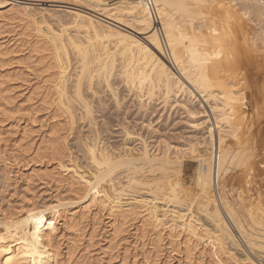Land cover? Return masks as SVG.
Here are the masks:
<instances>
[{
	"label": "bare ground",
	"instance_id": "obj_1",
	"mask_svg": "<svg viewBox=\"0 0 264 264\" xmlns=\"http://www.w3.org/2000/svg\"><path fill=\"white\" fill-rule=\"evenodd\" d=\"M101 2L108 3L105 0ZM155 4L157 17L161 19L164 38L160 36L159 27L156 26L154 17L144 0H125L122 5H119L118 12L127 11L135 23L138 22V25L143 27H141L143 33L150 28L149 31H151L145 41L132 34L133 32L130 33L131 31H115L103 25L100 20L79 13L75 16L76 28L84 24L86 28L81 31L83 33H78L80 28L76 31L78 34L74 33V35L66 34L67 28L61 29L58 33L50 32L52 33L49 37L50 41L52 40L57 50L56 53L54 50L57 54L54 58L57 60L54 59L53 63L55 66L57 62L61 75V80L57 83L59 99L69 108L75 105L74 102L80 104L82 113L91 116L94 111L92 112L91 101L86 95L88 92H91V99L100 98L99 95L106 92H111L112 96H119L117 90L114 91L116 85L111 79L113 71L117 72L118 82L120 81L121 85L124 84L128 91L141 102L158 99L162 101L196 99L200 100L202 105L205 102L207 107L204 106V111L209 112L208 109L211 111L214 123L209 121L205 124L207 139L204 137L205 141L197 143L205 145L206 148L204 150L201 148L197 154H195L196 146L189 148H193L191 152L194 151L197 162L196 192L191 197L184 193V186L182 188L184 190L180 191L181 188L175 184L177 180L175 183L169 182L170 176L166 173L180 171L181 161L176 159L180 163L178 168L176 167L177 171L172 167L171 162L175 159L170 160L172 157L169 159L170 156L167 157L165 153V156L161 155V157L151 156L148 154L147 145L139 154L140 156L138 152L137 157L133 155L136 157L134 159L128 158L125 154L115 153L114 146L107 141L110 139L103 137L102 131L105 132V130H100V124L98 129H95L97 131L95 136L94 134L90 138L88 135H86L88 138L85 136L89 139L85 149L90 164L89 171L80 175L82 187L85 192L92 193L94 197L99 194L104 203L108 202L111 205L110 209L123 206L121 203L124 199L131 200L133 197H139V204L145 208L154 228L163 226L164 218H169L168 228L173 232L178 226L177 221L182 220L181 225L187 235L195 237L200 242L206 239V244L211 246V256L215 257L213 259L216 260V264H264V161L258 158V151L251 146L257 139V134L263 131L264 126L260 124L264 119L259 120L261 117L257 116L255 121L259 122L258 125L257 121L247 122L248 113L244 109L245 103H242L243 97H239L238 93V96L236 95L238 87L234 89L235 91L233 90L235 86H239L238 89H240V73L237 71L231 76L223 73L225 67L240 70L247 66L264 72V0H155ZM177 12L180 13L179 17L182 15L181 20L176 16ZM35 23L39 24L37 21ZM48 27L47 29L51 31V27ZM68 45L74 48L75 55L78 57V62L73 57L78 64L72 75L74 78L72 80L70 78L71 85L68 75H65L72 60L68 59L70 60L68 63L66 58L69 51ZM180 75L190 86L186 85ZM2 84L0 80V85ZM2 92L3 88H0V116L4 115L3 118L7 116L11 119V116L21 107L16 100H8V96L3 95ZM111 93L110 98H112ZM262 95L264 91L259 96ZM209 100H213V103L210 104ZM215 100L217 103L221 101L222 106L219 107L220 102L217 105ZM188 105L189 107L185 108H188L186 112L194 114L192 109L194 110L196 105L194 106L193 103L191 106ZM139 106L141 108V105ZM68 113L72 118L73 112L68 111ZM251 114L254 116L252 112ZM207 116L210 119V113H207ZM248 118L250 120L251 115ZM122 119L125 123L124 118ZM124 123L121 122V124ZM128 134L130 135V131ZM226 136L231 137V143L227 142ZM42 150V153L37 151V158L46 166L49 163L47 142ZM56 155H60L58 158L61 163L67 157L69 164L63 165L64 167L77 170L72 152L59 149ZM232 163H236L241 172L232 175L231 171V176H226L228 177L226 180L227 178L224 179L223 175L229 172ZM123 166L127 167L126 170L118 175V168ZM155 169L161 171L162 177L168 183L164 179L158 180L159 176L148 178L149 172ZM216 180L219 198L214 192ZM227 183H230L229 186L235 185V188L231 189L232 201L227 196L228 192H225ZM147 191L153 196L149 199L150 201L143 197ZM141 193L143 196L139 195ZM158 199L166 204L175 203V207L180 209L178 211L176 208L160 209L156 204ZM74 203L70 202L71 205ZM27 206L23 217L15 218L9 215L0 220V264H60L62 261L59 262L58 259L59 251L44 230L51 224L52 215L56 213L60 204L49 207H30L29 203ZM188 207L195 209V213L192 211L188 214L186 211ZM160 211L163 212V218H160ZM235 243L238 245L241 243L246 262L237 259L232 253Z\"/></svg>",
	"mask_w": 264,
	"mask_h": 264
},
{
	"label": "rangeland",
	"instance_id": "obj_2",
	"mask_svg": "<svg viewBox=\"0 0 264 264\" xmlns=\"http://www.w3.org/2000/svg\"><path fill=\"white\" fill-rule=\"evenodd\" d=\"M105 1L108 3L104 4L101 0H0V80L3 83L0 88H3L2 94L8 96V100H16L21 107L13 114L14 116H11L12 118L10 117L11 119L7 116L3 118L4 115L0 116V220L9 215L15 218L23 217L29 203L30 207H49L60 204L56 213L52 215L51 224L44 229L48 238L59 251L58 259L59 262L62 261L60 264L63 262V264H68L69 259V264H73L74 260V264L77 262H82V264H125V262L126 264H216V260L213 259L215 257L211 256V246L206 244V239L200 242L195 237L187 235L181 225L182 220L177 221L178 226L173 232L168 228L169 218H164L163 226L154 228L145 208L139 204V197H133L131 200L130 198L129 200L124 199L121 203L123 206L110 209L111 205L108 202L104 203L99 194L94 197L91 195L92 193L85 192L82 187L80 175L89 171L90 164L85 144L89 140L88 137L95 136L97 132L95 129H98L100 124V130H105V132L102 131L103 137L110 139L107 141L109 144L112 143L115 153L125 154L128 158L134 159L137 157V152L140 156L139 154L147 145L148 154L151 156L161 157L165 153L167 157L170 156L169 159L172 157L170 160L181 161L180 171L177 169L180 163L176 160V163L178 162L176 165L175 160L171 161L172 167L178 172L166 173L170 176V179L168 176L167 179L172 183L177 180L175 184L181 188L180 191L184 186V193L186 192L192 197L197 189L195 154L201 148L202 150L206 148L205 145L199 144L203 140L205 141L204 137L208 134L205 124L209 121L214 123L211 111L209 109V112L204 111V106L207 107V105L205 102L202 105L200 100L162 101V99H158L142 100L141 102L132 92L128 91L124 84L121 85V82H118L117 72L113 71L111 73L114 75H111V79L117 88H114V91L117 90L120 98L117 95L112 96L111 92H106L107 94L102 93L103 95H99L100 98L93 97L92 100L91 92H86L91 101L92 112L94 111L95 114L86 116L82 113L80 104L79 106L74 102L75 105L72 104L73 106L69 108L61 102L57 87V83L61 80L60 68L57 62H55V66L53 63L57 57L55 54L57 50L54 48L52 40L50 41L49 37L52 35L50 32L58 33L61 29L67 28L66 34L68 35L83 33L81 31L86 28L84 24L78 25L80 30L76 28L75 16L78 13L94 17L115 31H131L130 33L133 32L132 34L144 41L151 31L148 28L147 31L144 29L146 32L143 33V27L138 25V22L135 23L127 11L118 12L119 5H122L125 0ZM176 14L179 19L183 18L182 15L178 16L180 13ZM153 17L156 26L159 27L160 36L164 38L160 17ZM36 21L39 26L35 23ZM47 27H51V31ZM77 30H79L78 33ZM163 41L165 44V39ZM67 49L69 51L66 58L73 61L68 60L71 66L68 65L69 68L65 75H68L67 78L71 85L78 57L72 46L68 45ZM256 53L258 54V52ZM256 58L258 59V57ZM252 69L248 66L242 67L240 70L225 67L223 72L226 76H231L237 71L240 73V89H238L239 86H235L233 90L238 87L235 93L236 95L238 93L239 97H243L242 103H245L244 109L248 113L246 116L248 123L256 122L257 116L261 117L259 120L264 119V100H261L264 95L259 96L264 91V72ZM176 71L180 74L177 68ZM180 77L183 79L181 75ZM186 85L190 86L187 82ZM110 93L112 98H110ZM102 98L103 100L100 102L99 99ZM209 101L210 104L213 103V100ZM214 102L217 105L220 102L218 106H222L221 101L217 103L215 100ZM192 103L194 106L196 105V110L192 109L195 115L188 114L189 111L186 112L188 108L185 109L189 107L188 104L191 106ZM184 104L185 107H183ZM245 105L247 106L245 107ZM65 108H68L67 111ZM68 111L73 112L72 118ZM196 113L198 114L196 115ZM207 113H210L212 118L210 116L208 119ZM190 114L191 117L193 115L192 118ZM249 114L251 115L250 120L254 117L252 121L248 120ZM86 117L87 119H85ZM94 123L95 125H93ZM256 124L258 125L259 122L257 121ZM261 125L264 126V120ZM127 128L130 131L129 136ZM92 134L94 135L91 136ZM257 135V139L251 146L258 151V158L264 161V128ZM226 138L229 143L231 137L226 136ZM45 142L49 144V163L46 166L37 158V151L42 153ZM192 146L197 147L195 154L194 151L191 152L193 148L189 149ZM30 147L33 149H29ZM59 149L72 152L77 170H70L63 166L69 163L67 157L61 163L58 158L60 155H56ZM250 151L252 152V150ZM193 158L194 160H192ZM236 163L230 165L229 172L223 175L224 179L226 176H231V171L232 175L241 172ZM145 166L147 167V165ZM126 168V166L118 168L117 174H122ZM151 172H149L148 178L159 176L158 180L163 181L164 177L160 170L155 169ZM229 184L227 183L225 192H228L229 195L226 194L231 200V189L235 188V185L231 184V187ZM179 188L177 189L179 190ZM214 192L219 198L217 180ZM149 195L150 192L147 191L142 196L145 200L153 198L152 194L151 197ZM158 201L156 204L160 209L163 207V209L168 208L169 210L176 208L175 203L166 204L161 199ZM70 202L75 203L71 205ZM179 209L176 208L177 211ZM187 209L190 210H186L188 214L192 211L195 213V209L191 207ZM160 213L161 218L163 212L160 211ZM237 243L239 244V242ZM238 244L235 243V247L231 251L237 259L246 262V256L243 255L244 251L241 249L242 245ZM224 256L226 255L224 254Z\"/></svg>",
	"mask_w": 264,
	"mask_h": 264
},
{
	"label": "built area",
	"instance_id": "obj_3",
	"mask_svg": "<svg viewBox=\"0 0 264 264\" xmlns=\"http://www.w3.org/2000/svg\"><path fill=\"white\" fill-rule=\"evenodd\" d=\"M153 16H157L155 0H144Z\"/></svg>",
	"mask_w": 264,
	"mask_h": 264
}]
</instances>
